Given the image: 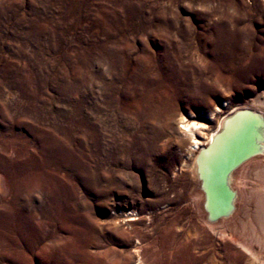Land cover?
Segmentation results:
<instances>
[{
    "label": "rangeland",
    "instance_id": "1",
    "mask_svg": "<svg viewBox=\"0 0 264 264\" xmlns=\"http://www.w3.org/2000/svg\"><path fill=\"white\" fill-rule=\"evenodd\" d=\"M262 92L264 0H0V264H264L193 161Z\"/></svg>",
    "mask_w": 264,
    "mask_h": 264
},
{
    "label": "bare ground",
    "instance_id": "2",
    "mask_svg": "<svg viewBox=\"0 0 264 264\" xmlns=\"http://www.w3.org/2000/svg\"><path fill=\"white\" fill-rule=\"evenodd\" d=\"M242 109H248L258 113L263 120V126L260 127L257 121L249 115L243 113L235 114L237 111ZM186 130L192 134L196 130V127L192 124L186 128ZM255 145L260 151L250 157H247L228 174L227 182L230 189L234 193V198L232 200L234 209L232 214L228 217L220 218L215 222H222L221 224L224 223L223 227L240 226L243 232L245 231L246 234H249L247 236L254 238V242L258 243L260 246H264V216L261 215L264 211V92L243 105L239 104L232 107L230 112L218 121L217 127L207 134L204 143L201 144L198 140H194L193 149H197L193 160L194 174L197 178L201 207L205 218H207V212L204 209L205 194L201 188V181L197 177L196 159L200 156V169L203 176L206 178L208 186L210 187L211 208L216 209L221 205V200L223 203L225 202L223 201L224 197L221 193L220 187L221 179L223 178L226 169L232 162L236 161L244 154L249 155V153L253 151ZM254 163H258V166L251 171V186L249 189H244L246 193V205L242 214H235L236 203L240 196V189L238 185V179L241 178L240 172L245 169L244 167H248ZM225 219L228 220L224 221ZM215 222L209 223L215 224ZM219 225H217V227ZM212 231H214V229H212ZM245 241V239H242L239 241V244L246 250H250Z\"/></svg>",
    "mask_w": 264,
    "mask_h": 264
},
{
    "label": "water",
    "instance_id": "3",
    "mask_svg": "<svg viewBox=\"0 0 264 264\" xmlns=\"http://www.w3.org/2000/svg\"><path fill=\"white\" fill-rule=\"evenodd\" d=\"M241 113L249 115L250 117H253L257 121V123L260 127L263 126V120L258 113L253 112V111L248 110V109H242V110L237 111V113H235V114H241ZM258 151H260V150H258L256 145H255L253 151L251 153H249V155L246 154L247 155L246 156L244 154L245 156L243 155L242 157H240L236 161L232 162L230 164V166L226 169V171L223 175V178L221 179V187H220L221 193L223 194V197H224L223 201H225V202L223 203L221 200V203H220L221 205L219 207H217L216 209L211 208V202H210L211 196H210V190H209L210 187L208 186V184L206 182V178L203 176L201 169H200L201 168L200 167V156L196 159V161H197V170H196L197 171V177L201 181V188L205 194L204 209L207 212V218L206 219L208 222H215L220 218L228 217L232 214L233 209H234L233 203H232V200L234 198V193L230 189L228 182H227L228 174L230 173V171L233 168H235L237 165H239L247 157L254 155Z\"/></svg>",
    "mask_w": 264,
    "mask_h": 264
}]
</instances>
